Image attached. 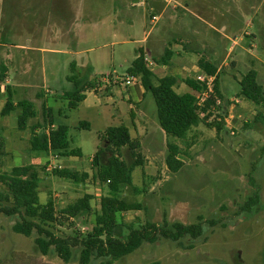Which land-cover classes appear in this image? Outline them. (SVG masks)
<instances>
[{"label":"rangeland","instance_id":"rangeland-1","mask_svg":"<svg viewBox=\"0 0 264 264\" xmlns=\"http://www.w3.org/2000/svg\"><path fill=\"white\" fill-rule=\"evenodd\" d=\"M236 14L242 20L231 22ZM167 42L190 43L186 49L193 47L210 58L218 70L222 96L221 105H210L203 123L189 132L190 147L178 142L183 164L175 173L165 164L168 150L151 93L146 92L139 110L152 114L155 124L149 123V130L156 128L153 137L163 144H149L143 126L134 132L135 120L142 118L133 107L138 95L132 85L142 88L140 80L114 84L127 75L138 48L155 70L160 68L156 60ZM24 69L27 74L18 80L16 72ZM249 70L257 73L256 82L264 90V0H0V74L9 79L11 100L32 102L37 115L29 126L38 130L44 126V106L49 108L53 125L67 126L69 148L81 154L77 160L63 153L31 152L28 138L18 134L14 111L0 118L7 127L12 125L10 133H14L3 138L0 132V141L4 139L0 172L35 166L41 178L39 201L51 200L56 214L86 196L90 211L60 218L51 231L60 236L90 233L107 183L98 181L89 159L108 145L103 138L106 129L125 126L139 144L142 164L131 173L132 186H122L118 197L140 208L117 215L120 233H127L128 224H194L200 217L202 234L179 242L159 238L143 243L111 264H264V104L257 107L239 94L238 82ZM71 75L90 82L109 76L107 91L104 86L100 92H86L84 100L69 110L62 94L72 89L67 79ZM176 76H181L178 70ZM257 114L260 118L255 119ZM81 122L88 127L79 128ZM119 154L131 165L134 157L127 147ZM109 155L105 151L100 160L106 162ZM51 160L87 176L81 183L60 178L45 171ZM254 190L259 202L242 211ZM5 204L0 201V206ZM18 220L0 213V264H81L79 247L71 249L69 262L53 248L41 255L35 232L25 237L12 231ZM207 220L216 223L211 226ZM100 261L92 258L88 264Z\"/></svg>","mask_w":264,"mask_h":264},{"label":"trees","instance_id":"trees-1","mask_svg":"<svg viewBox=\"0 0 264 264\" xmlns=\"http://www.w3.org/2000/svg\"><path fill=\"white\" fill-rule=\"evenodd\" d=\"M136 55L127 69V75L138 78L144 91L150 92L154 99L158 125L167 139L174 140V142H167L168 154L165 164L169 171L175 173L183 164L179 157L181 148L177 143L180 142L182 146L189 148L190 142L187 140L189 132L204 121L198 117L195 108V93L200 90L201 86L194 79L185 78L182 82L193 93L179 94L174 88L177 78L172 75L158 79L157 84L154 85V74L146 67L144 52L138 48ZM170 56L171 52L166 48L156 62L166 64L169 62ZM197 65L206 74L216 73V67L204 58L199 59ZM256 74L254 70H249L240 79L238 82L239 94L255 106L260 107L264 104V90L256 82ZM4 78V75L0 74V82ZM67 79L72 83V89L63 92L62 98L67 100L69 110H74L77 104L84 100L86 92L96 91L100 84V81H84L75 75L68 76ZM4 93L6 100L0 115L7 116L10 111L18 108L16 129L22 132L28 126L29 121L37 115L34 106L28 100H20L13 104L8 86L5 87ZM214 93L218 98H222L218 90V77L214 83ZM213 102V98L209 99L203 110L206 111ZM43 110L44 126L40 130L37 129L38 126H32L31 136L28 140L30 150L34 152L52 151L80 157L79 150L69 148L67 126L58 125L54 129H48L45 125L50 127L53 124L50 109L44 108ZM257 116L255 119L260 118V114ZM87 127L86 123H79V128ZM218 128H221V125ZM103 138L108 145L105 149L98 148L93 154L91 162L98 181L107 183V195L100 199V208L94 214L90 233L85 234L77 231L72 235L60 236L51 231L54 224L61 223L60 218L83 216L90 211V205L87 197L84 196L67 205L60 214H56L51 200H47L44 204L40 203L38 189L41 178L38 169L31 164L14 166L7 172H0V187L3 189L0 191V201L6 203L0 206V213L8 217L18 216L19 218L12 225V231L25 237H29L35 232L34 243L41 255H47L50 248H53L57 256L64 262H69L71 249L79 247V262L81 264H88L92 258L101 259L98 264H111L132 253L143 243H154L159 238L179 242L186 236L191 239L200 237L202 234V218L200 217L194 224L163 222L159 225L148 221L137 227L128 224L125 225L127 233L125 235L120 233L121 227L117 222V215L120 212L140 208L139 204H127L118 197L122 186H132L131 173L142 164L140 163V153L137 151L139 144L131 139L125 126L106 129ZM0 146H2V141H0ZM123 147H127L131 156L134 157L129 166L120 159L119 149ZM105 151H109L110 155L106 162H102L100 159ZM52 173L75 183L83 182L87 176L86 173L78 174L65 168L55 169ZM258 202L259 193L254 190L253 196L246 200L241 210H250ZM206 222L211 226L216 223L214 220Z\"/></svg>","mask_w":264,"mask_h":264},{"label":"crops","instance_id":"crops-1","mask_svg":"<svg viewBox=\"0 0 264 264\" xmlns=\"http://www.w3.org/2000/svg\"><path fill=\"white\" fill-rule=\"evenodd\" d=\"M152 17H154V16H152ZM230 20H232L231 22H234V20H242V18L239 15L236 14V15H231ZM187 44H190V43H186L185 42V44H181V46H179V45H176V44H171V42H167V44L165 45V48L164 49H166L167 47H169V50L171 52V56H170L169 62L166 63V64H160V68H157V70H155L154 67L152 69H150L153 72V74H154V78H153L154 85L157 84V80L158 79L166 76L165 74L167 72H174V73L176 72L177 73V70H178V72L181 74L180 77L176 76V73L174 75H172V76H174V77L177 78V82H176V85L174 87L175 88V91L177 93H179V94H183V93H193V91H191V89L188 86H186L182 81L185 78H192L193 79L196 74L205 73L197 65L198 60L201 59V58H204V55H202L201 52H198V50H196L193 47H190V48L186 49V45ZM18 48L21 49V50H24L23 46L18 47ZM164 49H163V52H164ZM211 51L212 50L209 48V52H211ZM161 55H159L158 58ZM136 56H135V58H136ZM135 58H133V60ZM205 60H207L208 62H210V58H206ZM172 65H174V67L176 66L175 67L176 68V71H170V68L172 67ZM23 68H24V66H23ZM157 73H163V75L157 74ZM190 73H193V74H190ZM26 74H27V70H25V69L23 71L16 72V76H17L18 80L22 79L23 76L26 75ZM6 77L4 78V80L2 82H0V112H1V110L3 108V105H4L5 100H6V94L4 93L5 92V87L8 86V89L10 91V88L9 87L11 86L10 85V82H9V79L6 78ZM102 81H100V84L98 85L96 91H92V92H100L101 90H103L104 86H105L104 89L107 91L108 83H105V82H102ZM132 86H133L134 90L136 91V94L138 95V101L136 102L137 104H134L133 107H135L137 113L142 118V119L135 120L134 132L137 131L135 129H138V131H141L140 127L143 126V132L142 133L145 135V139L148 140L149 144H151V145H155V144H158V143L159 144H163L162 142L156 140V138L153 137L154 134H158V132L156 131V128L154 130H149V123L150 124H155L154 123V118H153L152 114L151 115L150 114H144L143 112H141V110H139L140 109L139 105H141L143 103V98H144V95L146 94V92L144 91L143 88H140L136 84L135 85H132ZM13 87H15V86H13ZM186 88L188 90H186ZM178 89H180V91ZM15 103L16 102L13 101V104H15ZM44 107L46 108V106H44ZM14 111L15 112H19V109L16 108V109L10 111V113L11 112H14ZM132 115L134 116L133 113H132ZM1 117H3V116L0 115V118ZM29 124H30V121H29L28 126L26 127V129L24 131L18 133L19 136H21L22 138H24V139H27L28 138L27 139V142H28L29 137L31 136V132H32V124L30 126H29ZM11 126L12 125H10L9 127H7L6 126V121H3V120L0 121V132H1V135H2L3 138H5L6 135H10V134H13L14 135V133H10V130H13L11 128ZM51 127H53L52 129H54V127H56V126L52 124ZM161 133L164 134L162 130H161ZM163 136H165V134ZM161 138H163V137H161ZM164 139H165V142H164L163 145H167V142L168 141H171V139H167L166 136L164 137ZM3 142H4V139L2 140V145H3ZM29 150H30V147H29ZM31 152H33V151H31ZM51 152L52 151H47V152H43V153L44 154H47V153L50 154ZM37 153H39V152H37ZM0 154H1V151H0ZM53 158H55V157H53ZM53 158H51V159H53ZM70 159H77L78 160V159H81V156L80 157L71 156ZM90 160L91 159H89V162H90ZM81 162H83V161H81Z\"/></svg>","mask_w":264,"mask_h":264},{"label":"built area","instance_id":"built-area-1","mask_svg":"<svg viewBox=\"0 0 264 264\" xmlns=\"http://www.w3.org/2000/svg\"><path fill=\"white\" fill-rule=\"evenodd\" d=\"M151 19L155 20V17H152ZM145 64L148 69H152L154 65L153 62L148 60L146 57H145ZM216 77H217L216 74L200 73V74H196L193 78L201 86L200 90L195 93V108L197 115L200 119H204L207 114L203 109L206 107V103L208 102L209 99L213 98L214 100L212 104L213 105L212 108H217L221 105V99L215 96L214 93V83ZM109 79H110L109 76H105L102 82L107 83ZM135 80L136 77L126 75L125 77H123V79L114 82V84L116 85L117 83V84L129 85V84H133ZM225 122L229 128H233L228 119H225ZM52 161L53 160L48 161L46 163L45 171L52 172L55 169L62 168L60 165L54 164Z\"/></svg>","mask_w":264,"mask_h":264}]
</instances>
